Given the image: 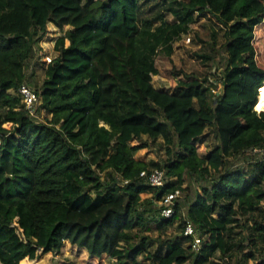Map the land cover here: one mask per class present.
I'll use <instances>...</instances> for the list:
<instances>
[{
  "label": "trees",
  "instance_id": "16d2710c",
  "mask_svg": "<svg viewBox=\"0 0 264 264\" xmlns=\"http://www.w3.org/2000/svg\"><path fill=\"white\" fill-rule=\"evenodd\" d=\"M146 2L0 0L1 263L24 264L69 241L123 264H140L141 254L149 264H264V0H152L145 15ZM201 16L224 32L223 73L156 88L157 56L172 54ZM48 23L65 33L32 87L50 114L37 121L18 88ZM218 36L212 29L197 54L205 65H215ZM208 131L217 144L201 154ZM159 138L166 159L136 157ZM153 168L168 176L161 188L141 176ZM186 174L200 187L162 216L164 194L190 193ZM185 216L199 252L184 234Z\"/></svg>",
  "mask_w": 264,
  "mask_h": 264
},
{
  "label": "rangeland",
  "instance_id": "374dc122",
  "mask_svg": "<svg viewBox=\"0 0 264 264\" xmlns=\"http://www.w3.org/2000/svg\"><path fill=\"white\" fill-rule=\"evenodd\" d=\"M153 7L152 0H147L146 6L142 9L145 15L149 14V9ZM168 18L172 19V15L168 14ZM218 22L210 16L196 17L195 21L191 23L189 32L182 35L181 38L174 41V51L172 54L167 55L161 52L156 58V65L159 69V74L153 76V84L156 88L161 90L174 91L176 90V83L182 79H186L185 75L190 74L199 78H204L212 69L215 73L212 76L215 79H219L223 73L225 65V37L224 32L219 31ZM212 29H216L219 33L218 36V50L219 56L216 59L215 65L207 64L202 62L201 58H198L197 54L205 51L208 47L209 32ZM65 30H60L53 23H48L47 33L40 42L41 49H36V52L29 62L27 67V82L31 87L35 88V85L41 86L46 75L45 69L47 67V60L44 59L47 55L51 56L52 59L58 55L55 50V43L57 39L64 35ZM69 40L66 41V45H69ZM213 66V67H212ZM221 89V86L218 87ZM264 87L262 93L264 95ZM50 117V114L46 110L39 107L37 115L34 117L37 121H44ZM208 141L203 144H199V151L201 154L207 153L216 144L217 139L212 131L207 132ZM147 136H144L146 139ZM163 138H159L156 142H150L148 148L139 150L136 154L138 159L144 161L150 160H164L167 158V148L163 143ZM132 144L138 143L137 139L131 141ZM168 177V176H167ZM184 188L189 187L188 191H182V196L179 201L185 203L192 200V193L195 188L200 187V183L195 178L186 174V182L183 185ZM66 196L71 197L74 194V186L71 181L68 180L66 189ZM92 198H96L98 193L94 190L90 192ZM188 195V196H187ZM188 197V199H187ZM187 200V201H186ZM186 211V207H184ZM152 230L149 232L152 236L157 237L158 232L155 229V225L151 226ZM178 230L174 229L170 231V236L178 234ZM156 246V245H155ZM117 258V257H116ZM115 257L104 255L103 257H92L89 255L85 248L78 247L71 244L69 241L65 242V245L58 252H49L42 254L35 259H28L24 264H117ZM140 264H149V260L141 254L138 257ZM130 264H133L132 260L129 259ZM0 264H3L0 262Z\"/></svg>",
  "mask_w": 264,
  "mask_h": 264
},
{
  "label": "built area",
  "instance_id": "2783aa9c",
  "mask_svg": "<svg viewBox=\"0 0 264 264\" xmlns=\"http://www.w3.org/2000/svg\"><path fill=\"white\" fill-rule=\"evenodd\" d=\"M47 64L52 62V57L47 55ZM18 93L22 96V101L25 105L28 113L35 117L39 111L41 105V99L36 91L27 83L23 82L18 88ZM141 176L144 177L147 183L155 188L163 187L167 182V176L163 169L153 168L150 172L142 171ZM182 196V190L176 189L175 191L168 192L164 194L160 199L157 200V204L160 207V214L164 217H171L175 212V206L177 201ZM184 234L188 236H193V241L191 242V247L195 252H199L201 249V237L195 230V227L191 221L185 216ZM117 264H123L120 260L116 258Z\"/></svg>",
  "mask_w": 264,
  "mask_h": 264
},
{
  "label": "water",
  "instance_id": "95a60500",
  "mask_svg": "<svg viewBox=\"0 0 264 264\" xmlns=\"http://www.w3.org/2000/svg\"><path fill=\"white\" fill-rule=\"evenodd\" d=\"M258 100H259V96H258Z\"/></svg>",
  "mask_w": 264,
  "mask_h": 264
}]
</instances>
